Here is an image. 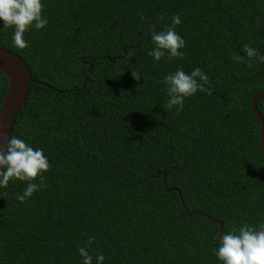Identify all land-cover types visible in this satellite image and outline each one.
I'll list each match as a JSON object with an SVG mask.
<instances>
[{"label":"trees","instance_id":"trees-1","mask_svg":"<svg viewBox=\"0 0 264 264\" xmlns=\"http://www.w3.org/2000/svg\"><path fill=\"white\" fill-rule=\"evenodd\" d=\"M42 3L48 23L24 34L27 48L0 20V46L32 79L9 138L42 149L51 164L46 188L25 202L17 196L27 181L0 187V264H82L81 247L93 264L101 253L103 264H223L213 251L217 222L220 238L264 223L259 123L249 106L264 89V64L248 67L242 51L249 44L262 55L264 0ZM176 14L185 56L156 61L151 34ZM197 67L212 95L166 111L160 81ZM6 89L0 71V105ZM255 106L264 122V97Z\"/></svg>","mask_w":264,"mask_h":264},{"label":"clouds","instance_id":"clouds-1","mask_svg":"<svg viewBox=\"0 0 264 264\" xmlns=\"http://www.w3.org/2000/svg\"><path fill=\"white\" fill-rule=\"evenodd\" d=\"M44 4L42 0H0V20L4 27H13V43L16 47L24 49L29 43L24 39V34L33 26L39 30L46 27L48 20L43 16ZM143 19V17H141ZM178 14L171 17V26L164 30L151 34V40L155 47L148 53L156 61L165 57L169 61L181 58L185 53L181 51L186 46V41L176 32L175 26L181 24ZM243 53L247 57L248 67L253 62L264 64V55L249 44H244ZM237 63L244 60V56L235 57ZM134 79L139 81L141 75L132 71ZM160 83L166 85L169 99L163 105L166 111L176 106L179 114L184 108L185 98L200 92L207 96L212 95L210 77L201 68H195L190 74L182 68L166 75ZM0 187L6 188L10 180L18 179L27 181L26 189L17 200L25 202L32 195L46 188L43 173L51 168V164L42 149H34L23 139L12 136L7 140L6 150H0ZM39 177L40 182L34 183ZM94 237H89L86 244L90 246ZM218 249H213L214 254L223 264H264V223L259 227L244 224L238 231H230L222 234ZM83 257L82 264H93V255L88 247L79 248ZM105 260L101 253L96 256V264H103Z\"/></svg>","mask_w":264,"mask_h":264},{"label":"water","instance_id":"water-1","mask_svg":"<svg viewBox=\"0 0 264 264\" xmlns=\"http://www.w3.org/2000/svg\"><path fill=\"white\" fill-rule=\"evenodd\" d=\"M262 55H264V50ZM0 71L7 78V89L0 105V150H6V143L9 138L11 126L16 114L25 102L27 91L32 79L25 62L17 54L4 49L1 46ZM262 97H264V89L250 98L249 106L259 123L260 152L264 165V122L255 106L256 101ZM0 170H2V168H0ZM161 179L163 181L164 172L161 174ZM166 191L169 190L167 189ZM186 215L190 214L186 213ZM217 224L218 228L216 231V237L220 240L219 232L221 225L218 222Z\"/></svg>","mask_w":264,"mask_h":264}]
</instances>
